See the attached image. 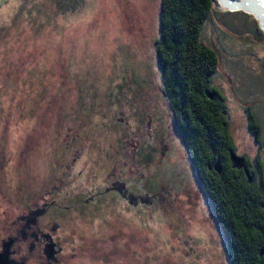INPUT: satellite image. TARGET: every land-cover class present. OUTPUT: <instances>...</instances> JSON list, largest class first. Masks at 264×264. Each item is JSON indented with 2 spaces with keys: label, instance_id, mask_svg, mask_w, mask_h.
Listing matches in <instances>:
<instances>
[{
  "label": "rangeland",
  "instance_id": "rangeland-1",
  "mask_svg": "<svg viewBox=\"0 0 264 264\" xmlns=\"http://www.w3.org/2000/svg\"><path fill=\"white\" fill-rule=\"evenodd\" d=\"M214 8L203 32L204 44L220 58L213 86L226 99L238 153L251 159L260 153L264 160V146L251 136L246 114L247 107L264 111V42L239 27L237 20L245 16L235 14L241 10L226 11L218 3ZM160 10L161 0H85L68 14L48 0H0V163L5 166L0 193H14V200L26 207L30 196L47 189L49 179L67 175L55 158L62 120L74 124L79 140L86 138L87 120L104 123L95 112L88 118L83 107L70 117L68 105L73 102L68 100L73 97L80 105V96L103 103V114L112 95L139 93L159 99L162 83L154 45ZM246 18L247 27L253 26V17ZM91 128L103 137L101 128ZM168 140L176 148L174 159L184 160L181 139L170 135ZM71 181L85 187L92 183L81 177ZM194 182L188 183V193H163L166 203L156 213L129 211V240L119 237L129 260L117 253L115 259L90 260L88 253L113 250L110 243L118 242L116 228L88 215L66 227V232L71 230L69 242H75L64 247L66 254L77 250L84 256L76 264H229L217 218ZM105 215L107 221L113 216ZM117 224L122 230L121 218Z\"/></svg>",
  "mask_w": 264,
  "mask_h": 264
},
{
  "label": "flooded vegetation",
  "instance_id": "flooded-vegetation-1",
  "mask_svg": "<svg viewBox=\"0 0 264 264\" xmlns=\"http://www.w3.org/2000/svg\"><path fill=\"white\" fill-rule=\"evenodd\" d=\"M80 97L81 105L73 100L76 96L68 100L73 102L68 105L70 117L74 118L73 114L77 112L80 114L83 107L88 118L95 116L92 115L95 112L97 118L103 117L105 124L102 125L99 120V124L96 122L93 125L91 120H87L86 131L89 133L85 140H79L81 137L73 132L74 124L62 120V140L57 144L55 158H58L60 168L67 175L62 180L49 179L45 185L47 189L39 195L32 194L26 207L20 205L21 200H14V193H0V264H76V260L84 256L78 254L77 250L66 254L64 247H73L75 242H69L71 230H65L70 224H75L74 220L78 222L86 215L101 220V223L109 222L116 228L114 238L118 242V245L110 243L114 246L113 250L107 247V250L98 249L95 254L88 253L90 260L115 259L116 253L123 256V261L125 257L129 260L130 253L121 248L119 237L129 240L127 220L130 210H138L139 213L152 209L156 213L166 203L167 194L163 193H174L179 189L188 193L186 188L190 181H195L207 199L202 176L216 174L215 168L208 165V172L201 173L196 167L162 88L158 100L139 93L112 95L106 104L109 110L105 114L101 109L103 103ZM91 127L101 128L103 137L97 135L100 131L92 133L94 130ZM89 134L97 136L91 138L93 136ZM170 135L181 139L184 160L174 159L176 148L168 140ZM59 150L61 155L58 154ZM235 153L244 159L246 172L250 175L248 184L253 185L256 180L252 159L239 154L237 148ZM258 155L263 160L260 153L253 158H258ZM3 167L1 162L0 173ZM225 167L221 165V173L217 175L226 172V175L241 173V176L244 173L242 167L233 163ZM78 177L91 181V186L85 187L84 184L78 185L79 181H71ZM109 212L113 216L107 221L104 218ZM114 216L119 218L115 219ZM120 218L122 230L117 224Z\"/></svg>",
  "mask_w": 264,
  "mask_h": 264
},
{
  "label": "trees",
  "instance_id": "trees-1",
  "mask_svg": "<svg viewBox=\"0 0 264 264\" xmlns=\"http://www.w3.org/2000/svg\"><path fill=\"white\" fill-rule=\"evenodd\" d=\"M48 1L68 14L77 11L85 0ZM214 12L213 0H161L159 38L154 45L162 93L169 100L182 140L201 173L208 172V165L230 167L236 150L225 112L226 99L213 86L220 58L203 42L205 25ZM241 14L245 17L237 20L239 27L264 42L258 20L243 10L235 15ZM249 16L253 17L251 27H247ZM207 92L216 93L217 97L211 100ZM246 114L250 134L263 148L264 111L255 113L247 107ZM257 157L251 162L256 180L253 185L248 184L250 175L245 161L241 176L226 172L217 175L216 169V174L202 176L207 200L226 241L229 264H264V160Z\"/></svg>",
  "mask_w": 264,
  "mask_h": 264
},
{
  "label": "water",
  "instance_id": "water-1",
  "mask_svg": "<svg viewBox=\"0 0 264 264\" xmlns=\"http://www.w3.org/2000/svg\"><path fill=\"white\" fill-rule=\"evenodd\" d=\"M214 4L218 3L222 9L226 10V11H232V12H237L240 11L242 9H244V11L246 12V7L245 6V2L241 1H236V0H213ZM261 29L264 32V26L263 24L261 25ZM207 97L211 100H214L217 97L216 93L213 92H207L206 93ZM231 159L232 162L234 163L235 166L237 167H242V165H244V159L242 157H239L236 155V153H232L231 155ZM215 169L218 173H221V166L220 164H217L215 166ZM247 176L249 177V175L247 174ZM264 254V252L262 253Z\"/></svg>",
  "mask_w": 264,
  "mask_h": 264
},
{
  "label": "bare ground",
  "instance_id": "bare-ground-1",
  "mask_svg": "<svg viewBox=\"0 0 264 264\" xmlns=\"http://www.w3.org/2000/svg\"><path fill=\"white\" fill-rule=\"evenodd\" d=\"M254 1L252 0L250 3H247V4L245 3L246 7L244 8H246L245 9L246 12L257 15V17L261 20L264 26V8H260V6L257 4V0H254Z\"/></svg>",
  "mask_w": 264,
  "mask_h": 264
}]
</instances>
